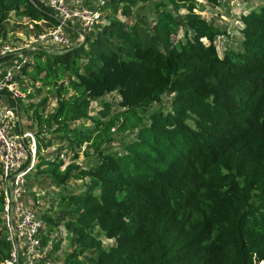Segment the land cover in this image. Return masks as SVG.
I'll list each match as a JSON object with an SVG mask.
<instances>
[{
	"label": "trees",
	"instance_id": "trees-1",
	"mask_svg": "<svg viewBox=\"0 0 264 264\" xmlns=\"http://www.w3.org/2000/svg\"><path fill=\"white\" fill-rule=\"evenodd\" d=\"M200 4L103 0L104 22L84 41L30 50L19 76L27 100L5 97L11 107L24 103L32 120L38 184L62 190L43 217L49 231L64 226L71 237L65 264L264 261V4L241 16V48L222 56L215 42L223 31ZM15 17L38 32L59 23L38 0H0V41ZM113 92L121 110L110 113L106 102L91 114L92 102ZM127 132L135 137L116 150ZM54 145L56 156L43 157ZM82 153L94 157L88 166L78 164ZM79 180L80 191L68 188ZM4 205L0 181V264L11 254Z\"/></svg>",
	"mask_w": 264,
	"mask_h": 264
},
{
	"label": "built area",
	"instance_id": "built-area-1",
	"mask_svg": "<svg viewBox=\"0 0 264 264\" xmlns=\"http://www.w3.org/2000/svg\"><path fill=\"white\" fill-rule=\"evenodd\" d=\"M47 4L54 10L59 23L56 27L41 32L38 40H53L60 45L55 50H65L84 41L89 29L103 20L100 10L93 11L83 7L81 0H48ZM75 20L81 21L84 28L76 30L72 27L71 23ZM68 29L77 34L76 42L66 35L65 30ZM3 44L0 46V181L5 196L3 226L11 246V254L1 264H65V259L56 255L59 248L56 250L54 245L50 246L51 237L40 211L42 196L24 199L23 179L36 165L38 140L31 131L16 130L17 125L21 127V120L17 116L18 105L11 107L5 99L10 96L14 100L25 101L30 93V90L21 89L19 81L27 60L23 59L11 66L4 63L6 57L18 54L23 47ZM12 130L14 133L11 134ZM45 237H48L47 241ZM51 251H54L52 255Z\"/></svg>",
	"mask_w": 264,
	"mask_h": 264
},
{
	"label": "rangeland",
	"instance_id": "rangeland-1",
	"mask_svg": "<svg viewBox=\"0 0 264 264\" xmlns=\"http://www.w3.org/2000/svg\"><path fill=\"white\" fill-rule=\"evenodd\" d=\"M40 2H43L45 4L48 3V0H38ZM73 0H71L72 2ZM200 4V9L198 12L211 24L214 26L219 27L223 34L220 35L216 40L217 49L219 51V54L222 56L225 54L226 50L233 49L237 50L241 48L242 43V33L241 28L243 26L241 16L243 14H247L252 9H258L264 4V0H221V3L219 5H211L206 0H198ZM103 3V0H81V5L83 7L89 8V10H100V5ZM149 3L146 4L148 6ZM137 9H142L138 7ZM103 14L102 10H100ZM141 13L145 14L147 17H151L152 14L148 11L147 8L144 7V9L140 10ZM153 17V16H152ZM104 21L98 23L101 25ZM43 24V23H41ZM72 27H74L76 30L84 28L83 24L79 20H75L71 23ZM9 34L7 40H1L0 46L2 47L4 44H11V46L14 47H23V49H20L18 51V54L6 57L4 60V63L6 66L14 65L15 63H18L22 61L23 59L27 60V64L32 62V56L30 54V50L33 49V47H42L47 49L55 50L54 48H59L58 44L53 42L51 39H45V40H38V36L41 32H38V30L35 28L32 22L25 21V19H18V18H12V20L7 24ZM44 27V26H43ZM92 26L89 31L93 28ZM44 31H46V28L44 27ZM66 35L71 38L72 41H77V34L73 33L72 29L65 30ZM183 37V32L180 31L179 35L174 36L173 38L175 40H178ZM21 76L24 75L23 71L20 74ZM26 77H28V74H25ZM172 99V94H167L164 96V107L167 110L170 107V102ZM120 96L117 92H113L111 94H107L101 99L97 101H93L90 107L91 114L94 115H100L101 111L106 109V102H109L110 106V113H115L117 111H120L121 108L119 106ZM6 103V102H5ZM9 103V102H8ZM10 104V103H9ZM20 108L18 112V117L21 120V125L24 131H31L35 133V129L30 128V124L32 123V120L29 118L28 114L24 111L25 108L24 103H20ZM56 106V100L51 102L50 109L55 108ZM15 107V106H14ZM160 104H155L154 108L158 109L160 108ZM81 121H77L76 124H80ZM88 124H90L88 122ZM11 134L14 133L10 132ZM135 137L134 133L127 132L124 134L117 135L115 142L113 143L116 150H122L123 146L131 141ZM49 138V137H48ZM59 145L51 146L47 149L42 150V156L45 158H54L56 156V153L59 150ZM62 156L66 163L71 162V154H67L66 149H62ZM61 152V153H62ZM94 157H86L84 154H81V157L78 159V164L82 166H88L90 163L93 162ZM38 163V160H35V164ZM37 171H31L25 178L23 179V192H24V199L30 200L38 197L40 195V198L42 196L43 204L40 207V211L44 214L50 206L53 204V198H58L59 192H61V188L54 187V186H40L38 184V178L36 177ZM33 176V177H32ZM45 185V183H43ZM84 186V183L82 180L71 182L68 186V188L75 191H80L81 188ZM64 226L56 227L52 229L51 231L48 230V233L50 234L51 241L50 246L53 245H59V249L56 252L57 257L59 258H65L66 254L70 252L74 247L72 246L71 237L66 233V229L64 230ZM110 242V241H109ZM54 251H51V255Z\"/></svg>",
	"mask_w": 264,
	"mask_h": 264
}]
</instances>
